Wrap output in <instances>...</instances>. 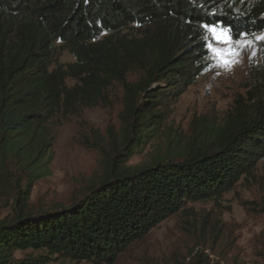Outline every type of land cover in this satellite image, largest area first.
<instances>
[{
  "label": "trees",
  "instance_id": "16d2710c",
  "mask_svg": "<svg viewBox=\"0 0 264 264\" xmlns=\"http://www.w3.org/2000/svg\"><path fill=\"white\" fill-rule=\"evenodd\" d=\"M204 25L235 41L254 37L264 32V0H0V194L14 196L13 216L0 220V264H113L188 203L255 176L264 161V60L252 68L248 104L238 102L217 131L177 155L125 166L164 121L165 102L210 69ZM60 47L74 61L59 62ZM115 83L124 90L121 135L110 132L103 175L67 206L32 209L38 176L23 189L8 159L45 171L54 120L106 102ZM29 249L41 253L16 257Z\"/></svg>",
  "mask_w": 264,
  "mask_h": 264
},
{
  "label": "rangeland",
  "instance_id": "374dc122",
  "mask_svg": "<svg viewBox=\"0 0 264 264\" xmlns=\"http://www.w3.org/2000/svg\"><path fill=\"white\" fill-rule=\"evenodd\" d=\"M261 35L264 32L239 41L232 39L238 42L241 54L230 67L220 66L210 51V69L176 100L165 102L164 121L135 148L125 166L137 169L162 153L179 154L183 148L199 143L207 132L217 131L238 102L248 104L258 83L252 68L264 60V41L256 39ZM246 41L253 43L245 47ZM209 43L225 47L212 40ZM57 59L61 63L74 61L73 55L61 47ZM68 83L74 82L68 79ZM123 96L122 85L115 83L106 102L55 119L52 127L56 136L46 153L45 171L35 167L32 171L8 159L10 172L21 180L23 189L38 176L29 195L32 209L67 206L103 175L113 145L110 132L117 138L121 135ZM263 164H258L254 177H242L222 195L188 203L184 210L131 244L113 264H264ZM13 207L14 196L0 194V220L12 217ZM29 253L38 256L41 251L18 250L15 255L24 258ZM47 264L90 263L56 258Z\"/></svg>",
  "mask_w": 264,
  "mask_h": 264
},
{
  "label": "snow or ice",
  "instance_id": "6c2138e0",
  "mask_svg": "<svg viewBox=\"0 0 264 264\" xmlns=\"http://www.w3.org/2000/svg\"><path fill=\"white\" fill-rule=\"evenodd\" d=\"M205 30L210 34L208 39L215 41L217 44L225 45V47H214L212 43L206 46L213 53L214 57L219 61V65L230 67L237 62V57L241 54V49L237 47V43L232 40L226 29H218L215 25H204ZM256 39L264 41V35ZM252 41L244 42L245 47H250Z\"/></svg>",
  "mask_w": 264,
  "mask_h": 264
}]
</instances>
